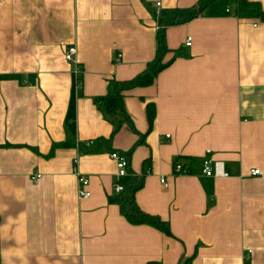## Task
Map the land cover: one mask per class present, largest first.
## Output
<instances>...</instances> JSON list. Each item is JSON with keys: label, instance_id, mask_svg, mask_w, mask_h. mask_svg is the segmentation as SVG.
Masks as SVG:
<instances>
[{"label": "crops", "instance_id": "0c3cea01", "mask_svg": "<svg viewBox=\"0 0 264 264\" xmlns=\"http://www.w3.org/2000/svg\"><path fill=\"white\" fill-rule=\"evenodd\" d=\"M154 1L0 0V264H264V0H247L262 17L213 0L186 21L197 0ZM160 24L172 60L122 112L99 110ZM111 151L128 161L121 192ZM205 156L227 176L201 175ZM135 180L168 234L121 214Z\"/></svg>", "mask_w": 264, "mask_h": 264}, {"label": "trees", "instance_id": "16d2710c", "mask_svg": "<svg viewBox=\"0 0 264 264\" xmlns=\"http://www.w3.org/2000/svg\"><path fill=\"white\" fill-rule=\"evenodd\" d=\"M212 1L213 0H197L196 5L191 9L188 16L182 21H186L198 15ZM226 2L228 4H234L237 8V11H240L241 13H246L250 16L252 15L256 17L263 16V13L260 12L257 3L249 2L247 0H226ZM163 27L164 24H160L157 27L154 56L149 62H147L145 68L130 79L110 81L107 85V92L102 96L94 98V102L96 103V106L99 110L108 113L115 111L122 112L123 92L132 87L149 85L152 82L155 74L169 64L172 58L168 61L163 60L165 54L169 51L165 43ZM152 115L153 108L149 106V119L152 117ZM175 161H178V158H176ZM191 163H196V160L192 159ZM140 185V180H135L134 182L130 183L125 188L129 192L128 197L125 199L119 198L117 200L121 214L131 224H147L168 234V227L165 221L161 220L157 215L145 213L135 204L133 193L140 187Z\"/></svg>", "mask_w": 264, "mask_h": 264}, {"label": "built area", "instance_id": "2783aa9c", "mask_svg": "<svg viewBox=\"0 0 264 264\" xmlns=\"http://www.w3.org/2000/svg\"><path fill=\"white\" fill-rule=\"evenodd\" d=\"M153 5L156 8V13L158 14V7L160 5L158 0H155L153 2ZM225 11H228V8H225ZM191 43V37L186 36L183 45L184 46H189ZM75 53V48L70 47L64 52V59L67 62L73 61V55ZM76 73V70H75ZM109 158L113 161L114 166H115V182L113 183V190L115 192H121L124 187L121 184L120 180L121 178L126 174L127 172V157L125 154L117 152V151H111L108 153ZM173 172L174 173H186V169L179 163L175 162L173 165ZM259 170L258 169H250L249 174L255 175L258 174ZM200 174L203 176H211V177H225L227 176V172L224 170L223 164L219 160H213L209 158L208 156L204 157L201 162H200ZM36 177H38L36 175ZM77 179V196L80 198H85L89 196V191L86 190V185H87V178L84 175L77 174L76 175ZM159 181L163 184L166 185L165 180L163 177H159Z\"/></svg>", "mask_w": 264, "mask_h": 264}]
</instances>
